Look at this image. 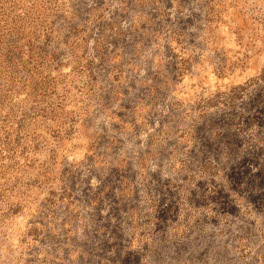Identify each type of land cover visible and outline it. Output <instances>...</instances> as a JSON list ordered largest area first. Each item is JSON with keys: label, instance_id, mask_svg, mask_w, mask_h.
<instances>
[{"label": "rangeland", "instance_id": "1", "mask_svg": "<svg viewBox=\"0 0 264 264\" xmlns=\"http://www.w3.org/2000/svg\"><path fill=\"white\" fill-rule=\"evenodd\" d=\"M0 264H264V0H0Z\"/></svg>", "mask_w": 264, "mask_h": 264}]
</instances>
